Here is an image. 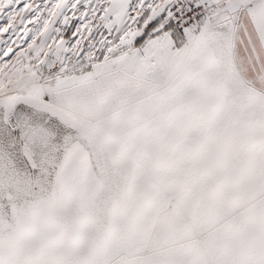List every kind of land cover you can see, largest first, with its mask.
<instances>
[{
  "label": "snow or ice",
  "instance_id": "6c2138e0",
  "mask_svg": "<svg viewBox=\"0 0 264 264\" xmlns=\"http://www.w3.org/2000/svg\"><path fill=\"white\" fill-rule=\"evenodd\" d=\"M0 264H264V0H0Z\"/></svg>",
  "mask_w": 264,
  "mask_h": 264
}]
</instances>
